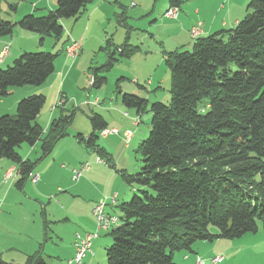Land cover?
I'll return each instance as SVG.
<instances>
[{
    "label": "trees",
    "instance_id": "obj_1",
    "mask_svg": "<svg viewBox=\"0 0 264 264\" xmlns=\"http://www.w3.org/2000/svg\"><path fill=\"white\" fill-rule=\"evenodd\" d=\"M93 2L56 0L41 15L0 20V38L17 26L36 33L39 45L46 37L57 42L63 35L61 20L78 19ZM183 2L167 0L169 6ZM246 10L233 27L200 36L189 49L163 52L170 75L168 103L155 101L147 108L146 99L119 92L124 106L138 114L150 112L151 119L137 149L142 165L134 174L120 173L135 192L116 206L119 216L107 231L106 264H174L175 252L194 253L198 241L236 239L259 228L264 239V0H249ZM106 43L107 61L91 69L93 87L106 82L116 54L129 58L136 49L122 44L111 51L112 42ZM38 51H24L0 68L1 98L15 87L41 86L54 72L59 50ZM44 101V95L30 94L18 100L13 114H0V159L17 166L19 189L36 160L23 159L16 148L39 142L41 156L50 154L74 115L60 109L63 113L44 133L36 121ZM88 120L90 133H77V141L112 167L111 154L98 143L106 120L97 113ZM41 245L23 264H49ZM0 264L14 263L0 256Z\"/></svg>",
    "mask_w": 264,
    "mask_h": 264
},
{
    "label": "rangeland",
    "instance_id": "obj_2",
    "mask_svg": "<svg viewBox=\"0 0 264 264\" xmlns=\"http://www.w3.org/2000/svg\"><path fill=\"white\" fill-rule=\"evenodd\" d=\"M96 1L98 0H94V2ZM116 1L118 2L115 3V0H105L106 3H109L108 7L103 8L105 9V12L102 13V15L99 14L90 19L89 21L90 31L88 32L87 37L84 41L83 44L84 50L81 53H80L81 38L80 39L70 38L68 41H66L67 37L69 36L66 27H64L63 35L59 41L56 42L52 37H49L50 39L46 37L45 38L46 43L42 45L41 49H36V51L41 50V52L43 51L56 52V50H59L60 55L56 58L55 62L58 61V59L69 60L70 62H68V64H70V66L72 67V69L70 68L71 70H69L71 72L69 74V77H67L64 86L65 90L68 91V95H67L68 102L63 108V110L65 112L74 111V115L69 127L67 128L66 135L61 137L56 142L54 149H52L51 153L49 154L50 160L52 159L54 154L57 156V158L54 159V161L56 162V166H54V171H56L55 167L58 168L57 175H61L60 179L64 181V186H68L72 183L71 178L67 176L68 165L69 164L70 166L75 165L76 164L75 160L81 162L80 158L82 154L78 153L77 148L78 147H81L82 149L85 148L83 144L77 141L76 134L79 132V133H83L84 137L87 136L88 134L85 135V132L87 128H89L90 126L88 117L89 115H91V113H97L102 115V117L108 122L107 128L102 129L100 132H98L99 135L98 143L111 154V162L113 163V166L110 168H112L113 170L115 169L119 179L122 181L123 187L129 190L130 193H133L135 192V185L132 186L127 185L124 182V179L121 177L120 173L129 174V175L134 174L139 170L140 166L142 165L141 157L137 149L139 143L143 139H145L149 134L151 114L150 112L138 114L136 113V109L124 106L120 101V94L130 93L146 99L147 108L151 103L155 101L168 103L170 98L168 92L170 86V75L164 62L160 61L163 51L166 52L169 51L168 49H165L166 47L161 46V42L162 40H164L165 46H168V40L164 39L163 36L165 33V28L162 25V22H159V20L161 19V17L159 18V14L160 12H163L165 10L163 8L166 5V2L164 0H144L145 6L148 7L150 6V9H152L154 6V11L152 13L144 14L141 13V11L139 10V5L141 3H139L138 0H116ZM191 1L194 0H187V1L184 0V2L180 7H177L175 5L173 6L168 5L167 9L164 11L163 14L165 15L166 18L175 19L179 11L182 10L181 12H184L185 11L184 8L186 7V4H188ZM52 2L55 7L56 0H53ZM6 3L7 5L10 4L12 5L11 9L8 7H4L1 12L0 20L7 21L9 18H12L11 16H15L16 12H20L22 14L21 17L27 14L25 12L26 10H28L27 8L29 7V5L32 4V0H11V1L6 0ZM120 4H122V6ZM133 4H135V6H133ZM87 7H89V5ZM171 8H177V13L175 17H170L167 15L166 11H168ZM41 12L43 11L38 10L33 14L35 16H38L39 14H42ZM45 12L46 11H44L43 13ZM88 15L89 14L85 15L86 22L88 21V17H89ZM2 18H6V19H2ZM79 19L80 18L74 21L75 20L74 18H63L61 22L62 23L64 22L66 26H68L69 28L70 24L72 23L75 24ZM81 27L82 25L79 26L78 23L74 25V31L77 36L80 34V32L78 31ZM193 28H197L196 33L192 32ZM70 30H71V25H70ZM82 33L84 34V31ZM189 33L193 38V42L196 38L200 37L199 36L200 22L194 24L190 28ZM107 40H109V42L110 41L112 42V44L110 45L111 51L115 48V46L117 45L120 46L122 44H126V46L132 48L136 47L134 53L130 56V58H126L132 61V63L122 62L124 58L119 57V55L116 54L115 57L118 58V60L106 72L105 74L106 82L103 83L100 88L90 87V82H92L91 69L103 65L107 61L108 58V50H106ZM20 41L23 43V39H21ZM73 45L77 46V52L74 54H69L67 52V47H71ZM5 47H7V49L6 52L4 53ZM62 47L64 54L61 52ZM187 47L188 46L180 47L178 48V50L190 48ZM8 50H9V45L6 44L1 51L0 58H4ZM76 58L77 61L73 64V61L76 60ZM67 69L64 72L65 74L64 77H66V74L68 72ZM51 75H52V79H54L55 71ZM50 77L51 76L48 77L49 80ZM121 77L123 78L119 79ZM148 79H150V81L152 82L149 85L146 84V81ZM58 80L59 81L57 86L60 85V83H62V75L58 78ZM117 80H119L118 81L119 87L116 86ZM50 83L51 84L53 83L52 88L47 87L44 92L36 93V94H42L45 97L44 104L39 114L37 115L38 118L36 117L37 118L36 121L43 128L44 133L47 132V127L49 125V122L53 118H57L60 116V114L63 113L60 110L62 109V107L56 106L57 104L56 102L58 101L56 97L58 98V95L60 93H61L60 99H64L65 97V95L61 92L63 91V89L62 90L57 89L55 87L54 82L52 81H50ZM24 87L38 88L39 86L38 87L24 86ZM89 91L90 93L88 94ZM95 98L98 99V100L96 99L97 103L92 102ZM87 100H89L90 103H88ZM0 114H11V113H0ZM133 119L137 125L133 124ZM118 131L120 134L122 132L123 141L117 135L114 134L117 133ZM125 134L129 135L130 137L129 140H127L128 136H126ZM27 145L28 144L26 143H22L16 148V151L19 153L20 150L22 149V152H24V147H26ZM38 149H39V159H40L42 158V156L39 146ZM96 158L98 161H101V163L108 164L105 158H99L98 156ZM30 159L32 161H35V159L32 158ZM61 163H63L64 166L62 168H60ZM83 164L84 163H82L81 165ZM81 165L79 166V168H74L73 170L80 169ZM87 170H89L88 167H86L85 170H82L81 173ZM73 176H74V172L72 173V179ZM73 180L77 181L78 179L77 180L73 179ZM100 180L102 181V178ZM98 184L99 186H101L99 182ZM87 185L88 186L85 188L84 194L86 197H89L90 195H93L92 181H90V183H88ZM50 193L51 195H55L57 198L58 192L55 193L52 191ZM131 196L132 195H130L126 199H120L122 197L121 195H119L118 203L130 200ZM114 197L115 195H112L110 197L109 204L115 203V201L114 203H112V199H114ZM102 199L105 200V207H106V205L108 204L107 199L106 197ZM55 200L56 199L53 198L52 201L50 202L55 203ZM77 203H78L77 204L78 214L72 216L69 222L61 221L62 223H58V224H52L51 221L50 223L48 222L47 233H49V237H47L46 241L42 242L41 253L43 255L44 260L49 264H58V262H60V258H62L60 256L61 254H63V250L61 249L63 243L59 240V238L57 239L54 236V233L57 234L62 233L66 239L72 234V232H74L73 223L76 225H83L85 222L86 223L88 222L87 218L83 217V215L81 214L82 209L85 205L84 202L77 201ZM64 208L60 207L61 210ZM51 210L52 208L50 206V212ZM40 211L41 210H39L38 212L39 215H40ZM114 213L115 215L119 216V211L116 207L114 208ZM110 229L106 230V232H101V234H99V232L105 229L99 230L98 236L91 241L94 255L89 254L91 255L88 256L89 260L88 261L84 260L86 264H106L105 248H107L111 244V239L109 236H107V231H109ZM260 229L261 228H259L258 230L259 232L257 233L246 234L245 238H240V237L236 239L219 238V239H214L211 242L209 241L196 242L193 248L196 249L197 246H199V250L196 249L198 255H195L193 264H263L264 239ZM76 231H78V229H76ZM210 231L215 232L216 229L214 227H210ZM230 243L234 244V247L232 249V255H230L229 253L226 254L225 252L226 250L229 252ZM239 244L242 245V249H239ZM184 253H189V252H184V251L175 252L173 255V263L185 264V262L180 258ZM191 256L192 255H189V257ZM218 256L222 257L221 262L214 263L213 258Z\"/></svg>",
    "mask_w": 264,
    "mask_h": 264
},
{
    "label": "crops",
    "instance_id": "obj_3",
    "mask_svg": "<svg viewBox=\"0 0 264 264\" xmlns=\"http://www.w3.org/2000/svg\"><path fill=\"white\" fill-rule=\"evenodd\" d=\"M52 1L53 0H51L50 3V0H32V4L29 5V7L27 8L28 10H26L25 13H35L38 10L44 12L47 9H53L54 4ZM164 1L166 2V5L163 9L166 10L168 7V3L167 0ZM248 1L249 0H194L186 4V7L184 8L185 11L181 12L182 10H180L175 19L166 18L163 14L165 10L163 12H160L159 18L161 17V19L159 20V22H162V25L165 28L163 37L164 39L168 40V46H165L164 40H162L161 46L166 47L165 49H168L169 51L178 49L180 47H191L193 38L191 37L189 30L197 22H200L199 36H207L217 30L233 27L241 18H243V16H245ZM117 2L118 1L115 0V3ZM138 2L141 3L139 5V10L141 11V13H152L154 11V6L152 9H150V6L148 7L144 5V0H138ZM120 5L122 6V4ZM11 6V4L7 5L6 0H0V19L3 8L8 7L11 9ZM108 6L109 3H106L105 0H98L91 3L89 7L86 8V11H84L85 13H82L79 17L80 19L76 22L79 24V26L82 25V27L78 31L80 32V36H77L74 31V25L76 23L70 24V30V25L68 28V26H66L64 22H61L63 30L64 27H66V30L68 31L69 36L67 37L66 41H68L70 38H81L80 53L84 50L83 44L88 32L90 31V19L99 14L102 15V13L105 12V9L103 8H106ZM133 6H135V4H133ZM43 12L41 13L43 14ZM86 14H89L87 22L85 18ZM21 15L22 14L20 12H16V15L11 16L12 18H9L8 20L15 22L21 17ZM81 30L82 32L84 31V34L81 32ZM38 38L39 36L36 33L22 30L17 26L14 27L10 35L1 37L0 54L6 44L9 45V50L4 58H0V68H4L7 65L11 64L12 61L24 51H36V49H41L42 45L46 43V39H44L42 45H39ZM21 39H23V43L20 41ZM63 47L61 52L64 54ZM77 58L73 61V64L77 61ZM160 61L164 62L163 53ZM68 62L70 61L60 59L54 62V79H52V75H50V80L49 78L46 79V83L44 82L38 88L24 86L12 88L8 96H6L5 98L0 97V113L13 114L16 104L20 98L34 93H42L47 87L52 88L53 83L51 84L50 81L54 82L57 89H63V91L61 92L65 95V97L64 99H60V93L58 95V98L56 97V99H58V101L56 102V106H61L62 108H64L68 102V91L65 90L64 86L66 83V79L67 77H69V74L71 72L69 70L72 69ZM122 62L132 63V61L126 58H124ZM66 69L68 70V72L66 74V77H64V72ZM61 75L62 83L57 86L59 81L58 78ZM151 83L152 82L150 81V79L146 81L147 85ZM90 87H93L91 82ZM89 93L90 91L88 92V94ZM96 99L97 98H95L92 102L97 103L98 99ZM87 101L88 103H90L89 100ZM133 124L137 125L134 122V119ZM90 130L91 128L89 126V128H87L85 132V135L89 134ZM114 134L123 141L122 132L120 134L118 131ZM38 146L39 142H36L31 146L27 145L26 147H24V152H22V149L19 152L23 159L32 161L30 159L32 158L36 160V164L32 169L31 174L38 176V181L36 183H33L31 181V178L29 177L20 189L17 188L14 184L16 179L18 178L17 166L9 159H0V256L4 260L12 262L14 264H23L27 255H31L34 252L38 251L40 244L46 241L47 237H49V233H47V237L44 239L45 222L48 221L50 223L51 221L52 224L62 223L61 221L69 222L72 216L78 214L77 201H81L85 204L81 214L83 215V217L87 218L88 222H85L83 225H76L73 223L74 232H72V234L66 239L62 233H54V236L57 239L59 238V240L63 243V246L61 248L63 250V254H61L60 257L62 258H60V262H58V264H65L66 260L73 256L76 234L83 236L86 233H91L96 230V219L92 213L94 204L99 199L106 197L108 204L105 207V212L115 215L114 208L119 203H121H118V196L121 195L122 198L120 199H126L131 195V193L129 192V190L123 187L122 181L119 179L115 169L113 170L108 164H104L101 163V161H98L96 158L97 156L86 150L84 147V149H82L81 147L77 148L78 153L82 154L80 158L81 162L75 160V165H68L67 176L71 178L72 183L68 186H64V181L60 179L61 175H57L58 168L55 167L56 171H54V166H56V162L54 161V159L57 158V156L54 154L52 159L50 160V155L48 154L39 159ZM85 162H87L91 167H89V170L83 171L78 180L74 181L72 179V170L74 168H79V166ZM60 166V168L64 167L63 163H61ZM101 178L102 181L100 180ZM90 181H92L93 183V195L86 197L84 194V190L88 186L87 184L90 183ZM98 182L101 184V186H99ZM52 191L55 193L58 192L57 198L55 195H51L50 192ZM112 195H115V203L109 204L110 197ZM53 198L56 199L55 203L50 202ZM50 206L52 208L51 212ZM60 207L65 208L61 210ZM39 210H41L40 215L38 214ZM76 229H78V231H76ZM101 232L106 231H100L99 234H101ZM245 236L246 234L240 238H245ZM233 247L234 244L230 243L229 252L226 250V254L229 253L230 255H232ZM196 249L199 250V246H197ZM196 249L194 248V253H184L180 257L185 262V264H193L195 255H198ZM239 249H242L241 244H239ZM89 254L94 255L93 249L92 253H87L83 258L84 264H86L84 260H89L88 256H91ZM189 255H192V258L189 257Z\"/></svg>",
    "mask_w": 264,
    "mask_h": 264
},
{
    "label": "built area",
    "instance_id": "obj_4",
    "mask_svg": "<svg viewBox=\"0 0 264 264\" xmlns=\"http://www.w3.org/2000/svg\"><path fill=\"white\" fill-rule=\"evenodd\" d=\"M177 13V8H171L167 11V15L170 17H175ZM193 33L197 32V28L192 29ZM7 47L4 48V53L6 52ZM74 51V52H72ZM67 52L69 54H74L77 52V46L73 45L71 47H67ZM129 132V131H128ZM130 133V132H129ZM128 136L127 140L130 139L129 135L125 134ZM88 167L89 165L87 162H85L83 165H81L80 169L78 170H73L74 176L73 179L77 180L78 177L81 175V171L85 170V168ZM31 181L33 183H36L38 181V176L30 174ZM112 203H114V199H112ZM105 207V200L100 199L96 202L92 209V213L96 219V230L91 233H86L85 235L81 236L79 234H76V238L74 241V253L71 258L66 260L65 264H84L83 263V258L87 253H92L91 249V241L98 236L99 230H103L104 228V223L105 221H113V224L116 223V215L113 214H108L104 210ZM222 257L218 256L213 259L214 263H219L221 262Z\"/></svg>",
    "mask_w": 264,
    "mask_h": 264
},
{
    "label": "bare ground",
    "instance_id": "obj_5",
    "mask_svg": "<svg viewBox=\"0 0 264 264\" xmlns=\"http://www.w3.org/2000/svg\"><path fill=\"white\" fill-rule=\"evenodd\" d=\"M167 12V11H166ZM165 16V15H164ZM117 217H116V223H117ZM115 223V224H116ZM115 224H113V221H105V223H104V228L103 229H105V230H107V229H109L111 226H113V225H115ZM215 258V257H214ZM213 258V259H214Z\"/></svg>",
    "mask_w": 264,
    "mask_h": 264
}]
</instances>
